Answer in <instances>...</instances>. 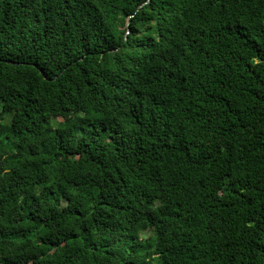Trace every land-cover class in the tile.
Masks as SVG:
<instances>
[{
    "label": "trees",
    "instance_id": "16d2710c",
    "mask_svg": "<svg viewBox=\"0 0 264 264\" xmlns=\"http://www.w3.org/2000/svg\"><path fill=\"white\" fill-rule=\"evenodd\" d=\"M0 264H264V0H0Z\"/></svg>",
    "mask_w": 264,
    "mask_h": 264
},
{
    "label": "rangeland",
    "instance_id": "374dc122",
    "mask_svg": "<svg viewBox=\"0 0 264 264\" xmlns=\"http://www.w3.org/2000/svg\"><path fill=\"white\" fill-rule=\"evenodd\" d=\"M147 235H149V234H147Z\"/></svg>",
    "mask_w": 264,
    "mask_h": 264
}]
</instances>
